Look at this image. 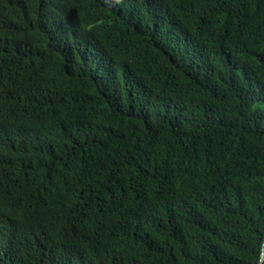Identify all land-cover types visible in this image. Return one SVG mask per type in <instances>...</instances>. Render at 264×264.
I'll return each instance as SVG.
<instances>
[{"label":"trees","instance_id":"1","mask_svg":"<svg viewBox=\"0 0 264 264\" xmlns=\"http://www.w3.org/2000/svg\"><path fill=\"white\" fill-rule=\"evenodd\" d=\"M263 255L264 0H0V264Z\"/></svg>","mask_w":264,"mask_h":264},{"label":"water","instance_id":"2","mask_svg":"<svg viewBox=\"0 0 264 264\" xmlns=\"http://www.w3.org/2000/svg\"><path fill=\"white\" fill-rule=\"evenodd\" d=\"M263 260H264V255H263V257H262V261H261V264H262Z\"/></svg>","mask_w":264,"mask_h":264}]
</instances>
